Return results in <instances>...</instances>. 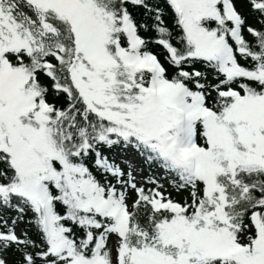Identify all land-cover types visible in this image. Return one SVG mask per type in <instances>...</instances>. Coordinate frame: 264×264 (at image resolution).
<instances>
[{"label": "snow or ice", "instance_id": "6c2138e0", "mask_svg": "<svg viewBox=\"0 0 264 264\" xmlns=\"http://www.w3.org/2000/svg\"><path fill=\"white\" fill-rule=\"evenodd\" d=\"M246 2L0 0V264H264V0ZM113 147L188 196L138 186Z\"/></svg>", "mask_w": 264, "mask_h": 264}, {"label": "trees", "instance_id": "16d2710c", "mask_svg": "<svg viewBox=\"0 0 264 264\" xmlns=\"http://www.w3.org/2000/svg\"><path fill=\"white\" fill-rule=\"evenodd\" d=\"M148 2L150 4H159L161 6L162 11L164 10L163 0H148ZM237 7L240 8V9H243L242 12L247 13V2H246V0H237ZM130 10L133 11V15L135 16V18L138 21L150 22V18L145 14V11H144L143 8H136L134 10L133 9H130ZM163 18H164L165 22L167 23V25L170 27V29L171 28H174V21H173L172 16H171L170 13H168V12L165 11ZM249 23L255 24V20H254V18L251 15H249ZM141 35L142 36H155V33L154 32H141ZM173 43H175V40L173 41ZM149 50L152 51L153 54L157 55L158 58L161 60V62L164 63V58H165L166 52H165V50L161 46L153 43V44H150L149 45ZM165 67H168V65L165 64ZM194 67H195L196 70H201V71L204 70V66L203 65H199L198 64V65H195ZM186 70L191 71L192 68H188ZM170 71H171V69H170ZM209 79H211V77H209ZM57 106L59 107L60 104L58 103ZM119 149L120 148H118V147H113L111 150L105 149L104 150V154L107 155L110 160H113V161H115L117 163L118 156L114 152L117 151V150H119ZM139 159H140V162L145 165V167L147 169V173L150 176L155 177L156 170L158 168L157 167H151L150 168L148 165H146L144 163L143 158L139 157ZM171 187L175 191H177L175 189V187L172 186V184H171ZM177 192L183 193V194L187 193L185 191H177ZM9 215H14V214L9 213ZM26 221H27V217L25 218V222L22 223V229H26L29 232V234L35 239L36 238L35 229L32 226H30ZM7 256L10 259L9 264H13V261L16 259L15 254L12 253V252H9Z\"/></svg>", "mask_w": 264, "mask_h": 264}, {"label": "rangeland", "instance_id": "374dc122", "mask_svg": "<svg viewBox=\"0 0 264 264\" xmlns=\"http://www.w3.org/2000/svg\"><path fill=\"white\" fill-rule=\"evenodd\" d=\"M240 11H243V9L238 8ZM118 158L117 163L125 169V171L128 170V168H131L133 171V175L136 178V182L138 186L143 183L146 179L155 178L159 181L161 185H163L162 191H166V194H170V196L177 201H182L184 198L188 196V193H179L175 191L171 187L170 178L167 176L166 173L163 172L161 169L156 170L155 177L150 176L147 173V169L144 164L140 162V159L138 155H135L132 152L125 151V150H117L114 152ZM22 230V223H20L17 227V233H19ZM8 261L10 262L9 257L7 256Z\"/></svg>", "mask_w": 264, "mask_h": 264}]
</instances>
